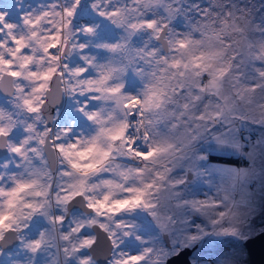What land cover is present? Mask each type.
<instances>
[{"label":"snow or ice","instance_id":"1","mask_svg":"<svg viewBox=\"0 0 264 264\" xmlns=\"http://www.w3.org/2000/svg\"><path fill=\"white\" fill-rule=\"evenodd\" d=\"M0 153V264H244L264 3L0 0Z\"/></svg>","mask_w":264,"mask_h":264},{"label":"water","instance_id":"2","mask_svg":"<svg viewBox=\"0 0 264 264\" xmlns=\"http://www.w3.org/2000/svg\"><path fill=\"white\" fill-rule=\"evenodd\" d=\"M250 264H264V238L256 239L246 245Z\"/></svg>","mask_w":264,"mask_h":264},{"label":"rangeland","instance_id":"3","mask_svg":"<svg viewBox=\"0 0 264 264\" xmlns=\"http://www.w3.org/2000/svg\"><path fill=\"white\" fill-rule=\"evenodd\" d=\"M40 2V0H24V4H25V7L28 6V4H36ZM254 3L259 6L260 4L264 3V0H254ZM0 158H2V154L0 155ZM256 223L257 224H260L261 223V217H257V220H256ZM245 257H244V264H250V261H249V254H248V250L245 246ZM209 264H211V261H209Z\"/></svg>","mask_w":264,"mask_h":264},{"label":"flooded vegetation","instance_id":"4","mask_svg":"<svg viewBox=\"0 0 264 264\" xmlns=\"http://www.w3.org/2000/svg\"><path fill=\"white\" fill-rule=\"evenodd\" d=\"M2 153H0V155H1Z\"/></svg>","mask_w":264,"mask_h":264}]
</instances>
